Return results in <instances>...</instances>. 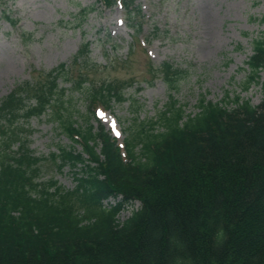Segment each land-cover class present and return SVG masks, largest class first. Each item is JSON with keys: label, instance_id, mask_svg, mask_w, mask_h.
Wrapping results in <instances>:
<instances>
[{"label": "trees", "instance_id": "trees-1", "mask_svg": "<svg viewBox=\"0 0 264 264\" xmlns=\"http://www.w3.org/2000/svg\"><path fill=\"white\" fill-rule=\"evenodd\" d=\"M100 1L120 3L141 30L137 0ZM90 55L84 44L44 83L20 84L0 103V264H264V81L258 106L240 96L231 109L202 98L198 113L187 114L172 97L158 117L135 118L122 148L93 122L96 107L129 102L124 88L71 76L82 63L95 68ZM247 66L246 90L261 80L264 40L254 42ZM160 69L175 90L179 70L167 62ZM76 94L88 106L84 121ZM33 118L70 141L50 160L30 149ZM50 161L72 170L73 189L41 182ZM135 202L140 208L121 221Z\"/></svg>", "mask_w": 264, "mask_h": 264}, {"label": "rangeland", "instance_id": "rangeland-1", "mask_svg": "<svg viewBox=\"0 0 264 264\" xmlns=\"http://www.w3.org/2000/svg\"><path fill=\"white\" fill-rule=\"evenodd\" d=\"M3 1L0 103L20 84L44 83L45 74L62 64L69 65L84 44L90 45L95 68L86 69L84 63L73 67V80L86 77L92 87L120 84L129 99L126 104L113 103L110 110L100 107L93 122L95 127L101 123L120 143L136 117L141 121L158 117L172 97L187 114L198 113L202 98L230 109L237 96L253 106L263 100L264 70L259 83L248 90L244 83L250 75L247 62L254 54V42L264 40V0H138L141 30L128 24L120 4L107 6L100 0ZM91 6L95 12L84 18L82 9ZM166 62L179 70L175 90L160 69ZM73 98L84 121L88 110L85 99L78 94ZM27 127L30 149L38 157L50 160L52 153L70 144L45 118H33ZM71 171L67 167L60 172L47 162L41 182L54 179L73 189ZM140 205L135 202L126 209L121 221Z\"/></svg>", "mask_w": 264, "mask_h": 264}, {"label": "snow or ice", "instance_id": "snow-or-ice-1", "mask_svg": "<svg viewBox=\"0 0 264 264\" xmlns=\"http://www.w3.org/2000/svg\"><path fill=\"white\" fill-rule=\"evenodd\" d=\"M117 135H119V133H117Z\"/></svg>", "mask_w": 264, "mask_h": 264}]
</instances>
